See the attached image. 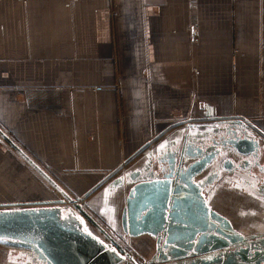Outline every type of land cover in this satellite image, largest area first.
I'll list each match as a JSON object with an SVG mask.
<instances>
[{"label":"crops","instance_id":"0c3cea01","mask_svg":"<svg viewBox=\"0 0 264 264\" xmlns=\"http://www.w3.org/2000/svg\"><path fill=\"white\" fill-rule=\"evenodd\" d=\"M236 117L264 136V0H0V129L67 192ZM58 196L0 133V206Z\"/></svg>","mask_w":264,"mask_h":264},{"label":"flooded vegetation","instance_id":"af4514ba","mask_svg":"<svg viewBox=\"0 0 264 264\" xmlns=\"http://www.w3.org/2000/svg\"><path fill=\"white\" fill-rule=\"evenodd\" d=\"M231 120L214 122L207 127L205 137L186 133L165 145L162 153L148 161L147 170H142L145 173L128 169L111 176L107 184H94L83 192L68 191L82 210L66 198L59 203L62 195L47 200L45 206L62 208V220L100 241L96 244L88 240V245L82 242L57 250H88L86 254L77 253L71 259L65 256V262L57 263L56 257L37 251L43 250L41 247L2 239L0 264H264L263 130L254 123ZM233 146L250 149V153L240 155ZM209 159L201 183L185 185L173 179L158 185L157 206L156 192L149 195L138 217L145 227L151 226L150 232L132 236L137 233L135 225L130 227L134 210L131 206L127 210L126 201L135 180L162 178L171 172L173 177L179 167ZM153 164H160V168ZM110 186L120 187L113 197ZM241 195L254 196L256 207L249 208V201ZM38 203L0 208L44 206ZM154 209L161 213L159 224L148 223ZM3 255L9 262L1 261Z\"/></svg>","mask_w":264,"mask_h":264},{"label":"water","instance_id":"95a60500","mask_svg":"<svg viewBox=\"0 0 264 264\" xmlns=\"http://www.w3.org/2000/svg\"><path fill=\"white\" fill-rule=\"evenodd\" d=\"M234 122L237 123H253L249 119L242 118H232ZM0 133L14 146L16 149L31 163L33 164L37 170L51 183V185L60 192L63 198L59 199L58 202L62 203L65 201L64 198L69 200L74 205L78 206L81 210V206L78 203V200L73 198L69 192H67L53 177H51L48 173L43 171L23 150L18 148L13 141H11L4 132L0 129ZM186 143V139L184 141ZM234 149L240 155H247L250 153L249 150H243L242 148H238L237 146H233ZM182 152V149H180ZM180 152V153H181ZM212 159L202 161V160H194L191 164L184 167H179L178 172L173 175L163 174L162 178L158 177H150V178H141L139 180H135L136 183L130 188L128 192L127 198V210L128 207L131 206L133 208L134 213L130 215L132 218L130 220V227H135L137 233H132V236H139L145 233L150 232L151 226H144L142 219H138L141 208L148 202L149 195L156 193L154 202L157 206L159 196V187L160 184H169L171 181H179L181 184L185 185H196L201 183V181L205 180V170L210 164ZM182 162L180 165H182ZM157 169L160 168V164H153ZM147 167V166H146ZM139 169L140 172L145 173L147 169ZM153 167V168H154ZM143 170V171H142ZM199 177V179H198ZM201 177V178H200ZM171 178V180H169ZM165 179V180H163ZM166 181V182H165ZM170 181V182H169ZM152 188V189H151ZM44 206H18V207H6L0 208V237L8 240H20L31 246L41 247L43 253H46L52 258L56 257L57 263L65 262V256L73 257L72 255L86 254L88 250H57L59 248H68L74 247L80 243H84L85 245L90 244L88 240L96 244H100V241L94 238L93 236L75 230V227L72 223H67L66 221L61 219L62 216V208L60 206H45L47 202H40ZM24 205V204H22ZM28 205V204H27ZM154 206V204H152ZM17 206V205H15ZM156 210V211H155ZM155 211V212H154ZM152 213H150L151 217L148 223L159 224L161 222L162 216L158 209H154ZM85 215L89 217L87 212H83ZM164 215V214H163ZM158 229V228H157ZM84 239H87L84 241ZM52 248V249H50ZM55 249V250H54ZM98 251V250H97ZM78 254V255H79ZM99 260V259H98Z\"/></svg>","mask_w":264,"mask_h":264},{"label":"rangeland","instance_id":"374dc122","mask_svg":"<svg viewBox=\"0 0 264 264\" xmlns=\"http://www.w3.org/2000/svg\"><path fill=\"white\" fill-rule=\"evenodd\" d=\"M139 160V159H138ZM138 162V161H137ZM136 162V163H137ZM70 179V182L67 184L70 185V187H74L79 192H83L84 190L88 189L90 186L94 184V182L97 180L94 176L90 175H82V176H67ZM47 192V191H46ZM52 192V191H51ZM241 194V193H240ZM55 195V194H54ZM242 196V199H247L249 201V208H255L256 207V199L254 196ZM255 204V205H254ZM1 253V252H0ZM2 262H9L8 259L4 257V255L1 258Z\"/></svg>","mask_w":264,"mask_h":264},{"label":"built area","instance_id":"2783aa9c","mask_svg":"<svg viewBox=\"0 0 264 264\" xmlns=\"http://www.w3.org/2000/svg\"><path fill=\"white\" fill-rule=\"evenodd\" d=\"M194 29H195V25H191V26L189 27V31H193ZM192 114L195 115V114H196L195 111H193Z\"/></svg>","mask_w":264,"mask_h":264},{"label":"snow or ice","instance_id":"6c2138e0","mask_svg":"<svg viewBox=\"0 0 264 264\" xmlns=\"http://www.w3.org/2000/svg\"><path fill=\"white\" fill-rule=\"evenodd\" d=\"M162 148L164 147L163 145L161 146ZM3 238L2 237H0V240H2Z\"/></svg>","mask_w":264,"mask_h":264}]
</instances>
